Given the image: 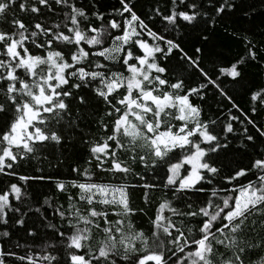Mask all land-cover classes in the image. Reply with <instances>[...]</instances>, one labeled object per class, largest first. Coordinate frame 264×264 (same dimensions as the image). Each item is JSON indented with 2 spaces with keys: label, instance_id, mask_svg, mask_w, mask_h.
Listing matches in <instances>:
<instances>
[{
  "label": "snow or ice",
  "instance_id": "6c2138e0",
  "mask_svg": "<svg viewBox=\"0 0 264 264\" xmlns=\"http://www.w3.org/2000/svg\"><path fill=\"white\" fill-rule=\"evenodd\" d=\"M0 264H264V0H0Z\"/></svg>",
  "mask_w": 264,
  "mask_h": 264
},
{
  "label": "trees",
  "instance_id": "16d2710c",
  "mask_svg": "<svg viewBox=\"0 0 264 264\" xmlns=\"http://www.w3.org/2000/svg\"><path fill=\"white\" fill-rule=\"evenodd\" d=\"M234 54H235V52H234ZM53 175H54V173H53ZM32 190L38 194L42 191H47L48 185L46 183L45 184H36V185H34Z\"/></svg>",
  "mask_w": 264,
  "mask_h": 264
}]
</instances>
